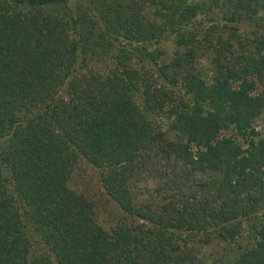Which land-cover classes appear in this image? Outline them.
<instances>
[{
	"label": "trees",
	"instance_id": "trees-1",
	"mask_svg": "<svg viewBox=\"0 0 264 264\" xmlns=\"http://www.w3.org/2000/svg\"><path fill=\"white\" fill-rule=\"evenodd\" d=\"M71 1L76 0H0V264H176L184 256L174 260L172 254L183 252L198 233L234 243L239 218L256 208L249 187L264 189V140L255 141L258 133L250 125L264 106V93L251 96L252 79L264 75V54L237 57V67L232 60L220 63L226 49L219 42L210 83L189 71L184 76L183 91L192 104L181 101L180 111L168 113L174 116L172 129L186 142L167 147L196 171L222 173L221 188L229 194L218 206H183L165 218L147 206H135L126 181L136 159L159 139L152 114L174 102L172 89L151 85L122 62L120 72L91 75L85 87L70 79L65 101L50 104L55 86L76 73L93 31H82L83 25L73 20L79 38L71 39L62 16L44 13ZM187 1H159L164 27H144L138 9L130 17L100 18L137 42L168 31L178 45L188 46L193 41L182 26L205 5ZM234 1L247 16L263 7L261 0ZM231 20L233 15L226 17ZM191 55L180 54L174 63ZM167 69L160 68L159 77L174 87ZM229 130L231 136H221ZM238 136L245 138V148ZM77 154L101 171L103 187L124 212L151 226L121 222L114 234L105 233L93 219L92 206L66 187ZM254 237L253 247L230 264H264V225ZM36 247L41 248L38 254Z\"/></svg>",
	"mask_w": 264,
	"mask_h": 264
},
{
	"label": "rangeland",
	"instance_id": "rangeland-1",
	"mask_svg": "<svg viewBox=\"0 0 264 264\" xmlns=\"http://www.w3.org/2000/svg\"><path fill=\"white\" fill-rule=\"evenodd\" d=\"M159 1L76 0L47 7L44 13L62 16L71 39L79 38L72 25L73 20H78L83 25L82 31L84 29L90 32L93 29L88 51L79 55L76 73L55 86L51 105H59L65 101V91L70 79L78 86L85 87L88 86L91 75L105 77L114 70L118 69L120 72L124 69L122 62L137 71L151 85H164L175 92L174 102L162 112L152 114L155 130L160 133V137L153 143L152 149L142 152L136 159V165L126 181L129 197L135 206L144 205L165 218H172L183 206L198 210L209 209L218 206L229 194L227 191L225 195L222 191V173L196 171L180 161L167 147L169 143L186 142V137L172 129L174 112L180 111L183 102L192 104L191 96L183 91L184 76L189 71L205 83H210L217 66L215 60L217 49L220 48L219 42L226 49L220 54V63L232 60L236 65L234 59L237 57L248 58L257 53L264 54V1L261 0L263 7L260 9L258 5L255 15L247 16L245 12L236 9L234 0H188L190 5L197 2H204L205 5L203 11L195 14L182 26L187 29V38L193 41L188 46L178 45L176 35L168 31L147 41L137 42L125 37L123 32H116L114 23L109 25L100 18L102 14H111L113 18L130 17L138 9V16L143 18L144 27L150 23L164 27L165 20ZM232 15L233 20L226 21V17L231 19ZM258 42L262 43L261 46ZM189 52L192 55L188 59L179 61V64L174 63L180 54ZM165 66L168 67L167 79L176 81L174 87L159 77V69ZM252 80L255 88L251 96L264 93V75L261 79ZM140 101L138 98L137 102ZM42 110L44 108L35 112ZM169 110L173 111V115L168 113ZM250 125L258 133L255 141L264 140V106L258 116L250 121ZM232 134L229 130L222 132L221 136L229 137ZM236 141L242 148L247 146L245 138L238 136ZM192 150L195 151L194 148ZM66 187L92 206L93 219L107 234H114L121 222L134 227L151 226L124 212L103 187L101 171L81 154H77ZM247 192L255 198L256 208L249 216L239 218L241 225L234 243L223 242L215 235L198 233L192 236L183 252L172 254L174 260L184 256V260L177 261L176 264H230L253 247L256 241L255 230L264 225V189L249 187ZM246 195V192L241 194L245 203ZM185 234L183 238L187 236ZM177 243L182 246L181 242ZM35 249V253L41 252L40 247Z\"/></svg>",
	"mask_w": 264,
	"mask_h": 264
}]
</instances>
